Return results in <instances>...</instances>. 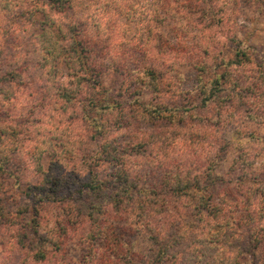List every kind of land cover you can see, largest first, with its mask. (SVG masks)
Segmentation results:
<instances>
[{
  "label": "clouds",
  "instance_id": "obj_1",
  "mask_svg": "<svg viewBox=\"0 0 264 264\" xmlns=\"http://www.w3.org/2000/svg\"><path fill=\"white\" fill-rule=\"evenodd\" d=\"M0 264H264V0H0Z\"/></svg>",
  "mask_w": 264,
  "mask_h": 264
}]
</instances>
